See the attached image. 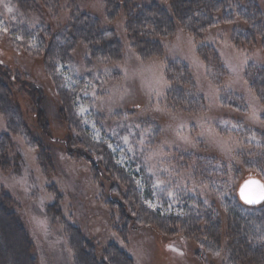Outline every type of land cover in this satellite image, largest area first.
I'll return each instance as SVG.
<instances>
[{
	"label": "rangeland",
	"instance_id": "obj_1",
	"mask_svg": "<svg viewBox=\"0 0 264 264\" xmlns=\"http://www.w3.org/2000/svg\"><path fill=\"white\" fill-rule=\"evenodd\" d=\"M51 1L57 14L50 22L92 24L118 45L113 42L110 55L92 54L82 34L70 55L47 58L45 67V46L39 57L29 53L38 49L33 30L41 18L0 0V69L11 79L0 93L16 107L11 114L0 102V194L20 223L30 261L237 264L224 255L227 218L219 207L220 247L200 235L184 236L156 216L136 219L144 206L159 215L182 214L199 199L220 206L249 175L264 183L260 40L234 41L233 22L196 35L175 21L171 30L155 33L157 53L144 57L131 43L123 2L110 12L105 0ZM133 1L140 8H171L170 0ZM66 34L57 33L55 41L66 43ZM184 79L193 98L183 103L177 95L175 105L168 91L188 84ZM57 93L69 97L70 121L62 118ZM8 117L17 127L9 128ZM124 174L130 179L122 181ZM4 240L15 253L22 244L12 231H4ZM16 263H22L18 254Z\"/></svg>",
	"mask_w": 264,
	"mask_h": 264
},
{
	"label": "trees",
	"instance_id": "obj_2",
	"mask_svg": "<svg viewBox=\"0 0 264 264\" xmlns=\"http://www.w3.org/2000/svg\"><path fill=\"white\" fill-rule=\"evenodd\" d=\"M120 2H123L121 4H125V22L131 38V43L134 44L138 52L144 57L154 56L157 53L158 40L154 36L157 35L155 33H164L171 30L172 24L175 21L196 35L203 33L210 26L216 25L220 22H233L234 25H232L231 32L234 41L241 40L243 41V44H246L247 41L252 42L258 38L261 47L264 49V10H262L264 0H170L171 8H169V10L165 7L156 6L154 4L149 8H140L133 0H105V5L106 7H109L110 12H112L117 6H120ZM12 3L16 5L17 8L26 10L32 15L34 14L36 16L38 14L41 18L39 19L40 25L34 27L33 30L40 39V42L37 45V50H39V52L37 53V50L35 49H30V51H28L32 57H39L41 54L40 46L42 48L45 46V50L43 51L45 54V67L47 58L53 59V57L57 56L65 58L70 55V51L73 50L75 43L77 44L79 42L78 40L84 38L82 34H85V37L89 38L86 43L84 42V47L91 49L89 51L92 54L97 50L101 52L105 50L106 54L110 55V52L112 53L114 50L113 45H118L117 42H115L116 40H105L102 37V29H97L96 26L92 24L85 23L82 26L81 24L79 26H74L71 23H68L73 27L69 32L68 29L70 26H68L67 23L62 24L54 21L50 22L49 19L52 18L54 14H57L56 9L54 10L52 8L53 4L51 0H12ZM235 20H237V23H234L236 22ZM63 31L64 34H66V32L67 34L70 33V36L66 34L69 37V41L58 44L57 40L55 41V36L57 33ZM113 42H115V44ZM208 48L211 49V47ZM21 50L23 52L27 51L25 48H22ZM213 60H215V56H213ZM10 80V76L0 69V88L3 87L6 89L7 85L10 84ZM188 80L189 79L186 80L187 83ZM182 83L183 82H181V84L170 86V91H168L169 94H167L169 96L175 95L172 97L173 101H175V105L179 101L174 100L178 99V97H176L177 95L182 97L183 103L186 100L193 98V87L191 84L188 83L182 85ZM176 92L180 93L176 94ZM60 93H57V95H59L58 98L60 99L59 104L62 118L70 121L69 116L72 113L69 114V97ZM5 97V94L0 93V102H5L6 109L10 111L11 114L12 112H16V107L13 106L8 99H5ZM42 115L43 112L39 109L37 116L40 118ZM8 121L7 125L9 128L12 127L14 129L17 127L18 122H12L10 117H8ZM4 139L6 140V136H4ZM72 141L73 139L69 135L66 146L68 147ZM72 146H70L71 149L74 148ZM104 150L103 155L105 152V158L108 156L109 159L110 155L108 150L106 148ZM74 152L77 153L78 151L75 150ZM103 158L101 157V159ZM100 162L101 161L98 162L97 159L93 161V166L97 173H100L101 171L99 169ZM115 168L122 170L119 167ZM121 177L123 181L125 178L129 177V175L124 174L121 175ZM119 189L122 190L121 187ZM135 195L136 194H122L123 197H128V199L130 198L131 200H134ZM225 199L226 198L224 197V200ZM227 199L230 203L245 209L247 214L233 212L231 210L229 211L228 203H225L227 202ZM227 199L226 201L221 199L220 206H216V202L213 200L210 204H207L205 201L199 199L197 201L198 205L195 208H190L186 212L176 215H159V213H154L152 209L144 206L145 208L142 207L140 212L137 210L136 220L140 219V213L141 215L146 213L147 215L156 216L160 221L171 226V229H175V227L179 226L180 229L184 231V236L200 235L199 237H202L204 242L208 243L209 246L217 245V247H220L219 241L221 238H219V231L221 221L219 222L218 216H221L220 212L223 211L227 218L225 228L226 234H224L226 239V250H224V255L227 259L230 262L235 260L237 261V264H264V201L260 207V204L247 206L241 203L236 194H229ZM8 202V199L0 194V223H2L0 225L3 226L0 227V264H17V254L22 259L21 264H33L32 260L30 261L27 255V244L20 223L14 215V212L7 206ZM218 207L222 211L216 209ZM165 227L166 226L163 224L160 228L165 229ZM2 228H5V230ZM4 231H12L14 236H16V239L22 243L16 250L17 254L10 251V245H5ZM110 256L116 257L114 256V252H110ZM118 257H116V259ZM117 260L118 263L116 262V264H131V259L128 258L121 257ZM87 264L96 263L92 259V261L89 260Z\"/></svg>",
	"mask_w": 264,
	"mask_h": 264
},
{
	"label": "snow or ice",
	"instance_id": "obj_3",
	"mask_svg": "<svg viewBox=\"0 0 264 264\" xmlns=\"http://www.w3.org/2000/svg\"><path fill=\"white\" fill-rule=\"evenodd\" d=\"M11 11V9H9ZM247 184L255 185V190L251 193H245V191L242 189L241 196L248 204H256L260 201H264V183H261L257 180H250L246 182L245 187H247Z\"/></svg>",
	"mask_w": 264,
	"mask_h": 264
},
{
	"label": "water",
	"instance_id": "obj_4",
	"mask_svg": "<svg viewBox=\"0 0 264 264\" xmlns=\"http://www.w3.org/2000/svg\"><path fill=\"white\" fill-rule=\"evenodd\" d=\"M250 180H257V181H260L261 183H263L258 177H255L253 175H249V176L245 177L243 180H241L240 183L238 184V186L236 188V195H237V197L241 203H243L247 206H255V205L261 204L263 201H260L259 203H256V204H248L245 202V200L241 196L242 189L245 191V193H251L252 191L255 190V185H252V184H247V187H245L246 182H248Z\"/></svg>",
	"mask_w": 264,
	"mask_h": 264
}]
</instances>
